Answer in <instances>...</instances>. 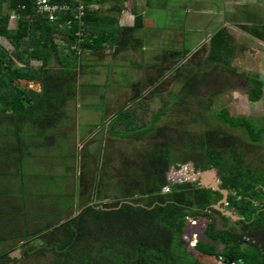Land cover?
Segmentation results:
<instances>
[{
	"label": "trees",
	"instance_id": "16d2710c",
	"mask_svg": "<svg viewBox=\"0 0 264 264\" xmlns=\"http://www.w3.org/2000/svg\"><path fill=\"white\" fill-rule=\"evenodd\" d=\"M53 1L71 4L55 20L39 10L37 0H0V36L14 47L10 50L0 42V175L20 177V191L28 190L23 162L33 154V144L44 147L48 141H58L57 130L69 117L68 105L79 95L80 77L86 68L84 58L105 55L109 48L114 53L126 51L143 41L137 35L145 26L143 14L137 13L135 24L125 26L115 12L105 9V3L111 0ZM112 1L125 7L127 0ZM81 3L86 9L78 19ZM14 16L17 25L12 28ZM260 23L244 28L249 35L264 40V24ZM210 45L206 60L197 64L198 70L187 71L186 65L192 64L188 62L173 68L156 63L150 68L158 71L160 78L144 75V80L132 85L137 90L131 99L134 103L119 109L109 126L116 136L149 140L150 147L139 150L141 162L127 159L126 166L125 159L120 170L122 179L117 184V188L124 187L120 194L111 196L105 192L110 167L102 168L101 159L96 168L86 164L84 176L78 175L77 166L70 165L69 172L83 179L76 182L81 195L79 213L71 212L75 201L67 200L55 207L52 200L48 210L38 212H32L33 205L25 204L27 211L22 208L20 212L13 199L15 211L9 213L22 222L24 230L0 237V242L19 240L0 250V264H31L30 258L48 254L52 256L49 261L35 260L32 264H216L214 257L219 264H264V162L253 165L246 160V147H256L263 140L264 120L247 115L229 118L225 116L226 109L219 113L213 98L208 103L211 115L198 112L194 120L206 125L213 112L214 119L222 125L196 132L181 114L192 109L188 97L198 95L194 89L202 84L200 75L209 78L218 68L236 72L230 63L236 55V45L226 27L214 33ZM207 66L211 70H203ZM170 70H174L181 89L170 92L173 102L164 101L165 105L148 120L146 114L153 98L144 94L151 86L155 89ZM247 79L249 98L256 102L263 96L264 81L258 74ZM29 82H39L41 89ZM159 94L154 90L155 97ZM171 111L179 113L177 126L183 132L177 130L182 143L179 148L175 147L174 137L166 134L172 126L158 124ZM231 129L242 131L246 138ZM26 136L34 142H26ZM189 161H194L198 169L216 167L220 171L221 188L229 191L226 205L236 209L238 221L215 207L224 198L221 191L176 176L183 163ZM88 168L98 170L94 178ZM126 176L130 177L128 184ZM5 191L9 190L0 188V192ZM18 194L16 198L23 200ZM86 194L94 196V200ZM5 211L0 210L2 218ZM215 213L233 224L216 227ZM202 218L208 220L205 236L191 247L186 239L194 233L189 232L190 220ZM32 219H36L34 227ZM18 250L21 255L13 256ZM207 256L211 259L207 260Z\"/></svg>",
	"mask_w": 264,
	"mask_h": 264
},
{
	"label": "rangeland",
	"instance_id": "374dc122",
	"mask_svg": "<svg viewBox=\"0 0 264 264\" xmlns=\"http://www.w3.org/2000/svg\"><path fill=\"white\" fill-rule=\"evenodd\" d=\"M170 1V5L173 4L174 6L176 2L173 0ZM222 2V0H214L211 2L206 0H194L189 8L191 9V13L182 6L179 8L177 6L173 12L171 11L173 14L176 13L179 19L186 16L204 18L200 24H195V26H201L198 30L184 34L186 38H181V32H176L177 36L174 37L172 36L174 33H170V31H173L172 28L177 25L166 23L167 21H171V18L174 16L173 14L171 17L169 16L170 7H168V9L161 8L159 11L157 8V12L154 11L152 15H149V18L153 20L156 17V19L159 20L157 24L167 27V32L164 33L165 35H163V37L157 36L154 42L148 40L145 42V45L143 41L139 48L138 46L132 48L135 49L136 52L129 48L126 51L114 53V49L109 48L105 55L91 54L84 58L86 68H83L82 76L80 77L79 95L76 100L71 101L68 105L69 117L57 130V133H59L58 141L55 143L48 141V146L44 147H38L33 144L35 147V149L31 148L33 154L27 156V159L25 158L26 160L23 162L26 174L24 180H26L28 190L24 189V191H20L23 181L20 177L0 175V184H4V186H1L2 189L9 190L0 192V196H2L3 193L0 199L4 198V203H0V210H6L3 214L5 218H2L0 215V237L6 235L13 236L15 233L24 230V228L20 226L22 222L18 223L20 220L13 218V214L9 213L15 211L14 208L16 206L12 203L13 199H15L13 202H17L16 205L19 206L20 212H23L24 208L27 211L25 204H27V206L33 205L34 209L32 212L42 211L45 208L48 210V206H52V200L55 202L54 207L57 204H62L65 200H67L68 203L75 201V207L71 212H78L81 205V195L80 189L76 188V182H82L83 179L78 180L75 174L69 172L68 167L70 165L77 166L78 175L84 176V166L91 163L92 167L96 168L97 165H100L98 160L101 159L102 168L104 165L110 167L108 173H106L108 186H106L105 192L111 196H118L120 194L119 191L124 189L121 185L118 189L117 184L118 181L122 179L120 170L124 167L125 159L126 166H128L127 159L141 162L142 154L139 150L141 148L147 149L150 147L149 140L136 139L135 136H116L112 134L109 126L112 119L118 114L119 109L127 104L130 106L134 103L131 99L137 90L132 85L144 80V75L160 78V73L150 68L156 63L173 68L188 62V64H192L186 65L187 71L191 68L196 69L198 67L197 64H199L200 61L206 60V57L209 55L211 39L208 38V33L210 31H217L219 27H226L229 34L233 36L237 51L236 55L231 58L230 63L236 68V72L222 71L218 68L213 71L211 76H208L209 78L205 79L200 75L199 80H203L202 84L199 88L194 89V91L198 92V95L188 97L190 98L188 101L192 109L181 114L186 116L185 121H187V123L191 125V129L196 132H201L205 128L222 125L220 121L214 119L215 115L213 112V116L206 125L194 120V116L198 112H202L208 116L211 115L209 113L212 110H210L211 108L208 103L210 102L209 98H213L212 100L214 101L215 107L219 109V113L223 114L226 109L227 112H225V116L229 118H236L237 115H247L264 120V93L260 100L256 102L252 101L248 94L250 83L247 79L253 74H258L264 81V40L254 38L249 35L244 28L246 25L250 26L251 24L254 25V23H260V17L262 18L261 22H263L260 24H264V6H242L237 9L235 13L234 11L227 10L226 18L232 20H230L229 23H223L226 14H217L215 9L221 6ZM261 2L263 3L264 1ZM210 7H212L211 9H214V11H209ZM105 9H107L108 12H115V14H119V11H123L121 14V24L126 26V21L128 20L126 19V14L131 12V10H126V6L125 8L120 5L119 7H114L113 1H107L105 3ZM222 10H224V8ZM204 13L205 15L201 16V14ZM246 14L253 16L252 22ZM127 23H129V21H127ZM16 25L17 17L14 16L11 27L15 28ZM179 25L181 26V24ZM137 35L143 38L144 34L138 32ZM146 38L145 36V40ZM174 38H176V40ZM0 42L8 49L13 50V45L6 37L0 36ZM182 44H186L185 50L188 49L192 51L188 53L187 50V56H183V53H181V56L170 57L169 55L171 53L177 52L174 47H182ZM142 45H144L145 48ZM205 45L207 46L205 47ZM243 47L244 50H242ZM138 49H140V51ZM185 50L182 49L183 52ZM197 51H199L198 54L193 58V55ZM19 64L21 65L20 62ZM210 68V66H207L203 70H211ZM177 80L174 70H170L157 82L158 86L155 89V86H151L146 90L144 95L153 98L149 101L150 105L146 114L148 120L153 118L154 114L165 105L164 101L168 100V103L173 102V97L170 96V92L174 90L179 91L181 89ZM29 83L32 87L38 90L41 89V84L39 82ZM154 90H158L160 93L156 97L153 95ZM190 91L192 92V88H190ZM178 115L179 113L171 111L169 114L163 115L162 119L158 122V124H160L159 126L167 123L172 126L170 127L171 130L169 128L166 129V134L174 137L176 148L182 146L178 137L179 133L182 132L178 130L177 126V121L179 120L177 119ZM223 127L227 128L224 123ZM233 131L246 138V135L243 134L242 131L235 129ZM30 140L31 138L28 136L25 137L26 142H34ZM158 140L161 139L158 138ZM246 149V160L248 162H252L253 165L264 162V135L259 145H256V147L247 146ZM75 153L76 157L74 159L73 155ZM190 162L191 161L185 164L183 163L181 169L183 170ZM94 168L87 169H90L88 174L93 175V178L94 174L96 176L98 173V170ZM6 170L10 171L11 169L6 168ZM102 176L103 174L100 175L99 180H102ZM86 177H88L87 174ZM129 179L130 177L126 176V184L129 183ZM183 180L194 183L198 182V180L191 181L186 176ZM166 190L168 191L169 189L166 188ZM18 192L19 194L17 196H21L23 200H21V198H16L15 194ZM68 194L72 195L67 196ZM86 195L94 200V196L90 194ZM61 201L63 202L61 203ZM39 202L41 205L38 207L34 205L40 204ZM42 202L44 203L42 204ZM226 204L227 202L221 201L216 205L224 211H231L237 218H233L230 215L227 216H230L234 221H238L240 216L236 209H229ZM37 208L39 209L37 210ZM7 217L9 219H7ZM214 221L215 226L218 228L229 227L233 224L230 220L222 219L217 213L214 214ZM190 222L189 232L193 230L194 233L192 235L188 234L186 239L190 243V246L193 247L197 244L199 239L205 236L203 232L207 226L208 220L202 218L194 221L190 220ZM31 226H36V219H32ZM17 242H19L18 239L0 242V250L10 247ZM20 255L21 250L13 253V256ZM205 258L207 260L211 259V257L208 256ZM50 259H52V256L49 254L43 256L38 255L30 258L28 262L32 264L35 260L49 261ZM212 261L219 264L216 257L212 258Z\"/></svg>",
	"mask_w": 264,
	"mask_h": 264
},
{
	"label": "crops",
	"instance_id": "0c3cea01",
	"mask_svg": "<svg viewBox=\"0 0 264 264\" xmlns=\"http://www.w3.org/2000/svg\"><path fill=\"white\" fill-rule=\"evenodd\" d=\"M173 1L176 2L174 6H173V4L170 5V2H171L170 0H127L125 2L124 6H126V10L129 9V10H131V12L126 14V19H128L127 21H129V23H127V21H126V26H131V25L135 24L137 13L143 14L144 15L145 26L140 32L143 33L147 38L145 40V36L143 35L142 40L144 41V45H145V42L148 41V40L154 42L155 38L157 36L163 37V35H165L164 33L167 32L166 31L167 27L163 26V25L161 26L160 24H157L159 22V20H157L156 17H155V19L151 20L149 18V15H152L153 12L157 10V8H158V11H159V9H161V8H167L168 9V7H170L169 16L171 17V15L173 14V13H171V11L173 12L176 9L177 6H178V8L182 6L185 10H188V12H190V10H191V9H189L190 8V4H192L194 0H177V1L173 0ZM206 1H210L211 2V1H214V0H206ZM222 1L223 2H222L221 6H219L217 8H215L214 5L213 6L216 9V13L217 14H220V15L226 14L225 17H224L223 23H227V22L229 23L230 20H232V19L226 18L227 10L234 11V13H235V11H237V9L241 8L242 6H251V7H253V6H264V2L263 3L261 2V1H264V0H222ZM119 5L121 7H123L121 4H117L116 5L115 2H114V6H119ZM123 8H125V7H123ZM211 8L212 7L209 8V11H214V9H211ZM223 8H224V10H222ZM240 11H241V9H240ZM122 12L123 11H120V13L117 14L118 17L120 18V20H121ZM173 15H174L173 18H171L172 20L169 21V22L168 21L166 22V23H171V24H177L176 27L172 28L173 31L169 30L171 34L174 33L172 35L173 37L177 36L176 32H181V38H186L184 36V34L187 33V32L190 33L191 31L198 30V28L201 27V26H198V25L195 26V24H200V22L202 20H204V18H202V17H196L195 18V16H189V17L186 16V17H183V18L179 19V16H177L176 13H174ZM202 15H205V13L201 14V16ZM246 16L249 17L251 22L253 21L252 20V17H253L252 15H247L246 14ZM258 20H259V18H258ZM260 21H262L261 17H260ZM179 24H181V26ZM230 25L234 26L232 24H230ZM219 29H220V27H219ZM215 32L210 31L208 33V38L211 39ZM174 39L176 40V38H174ZM144 45H142V46L144 47ZM185 45L186 44H182V47H178V48L174 47V49L177 52H182L183 54H185V53H187V50H188V49L185 50ZM182 49H184L185 51L183 52ZM131 50L136 52L135 49L131 48ZM138 50L140 51V49H138ZM191 51L188 50V53L191 52ZM177 52H175V53H177ZM26 159H27V157H26Z\"/></svg>",
	"mask_w": 264,
	"mask_h": 264
},
{
	"label": "water",
	"instance_id": "95a60500",
	"mask_svg": "<svg viewBox=\"0 0 264 264\" xmlns=\"http://www.w3.org/2000/svg\"><path fill=\"white\" fill-rule=\"evenodd\" d=\"M177 177L184 179L185 176L188 177L189 180L194 181L198 180L201 185L213 188L214 190H219L223 193L224 198L221 199L223 202H227V195L228 190L227 189H220L219 184L222 183V179L220 178V171L216 167H210L208 169H196L194 161H191L188 166H186L183 170H179ZM219 201V202H221ZM217 209L223 212V214L230 215L233 218H237L236 215L232 214L231 211L226 210L224 211L222 208L218 207V205L215 206Z\"/></svg>",
	"mask_w": 264,
	"mask_h": 264
},
{
	"label": "built area",
	"instance_id": "2783aa9c",
	"mask_svg": "<svg viewBox=\"0 0 264 264\" xmlns=\"http://www.w3.org/2000/svg\"><path fill=\"white\" fill-rule=\"evenodd\" d=\"M37 5L41 12L48 13L50 18L54 20L59 18V13L62 10H67L71 7V4L68 2L61 3L55 2L53 0H37ZM85 9V5L81 3L78 9L79 13L76 16L78 19H82L83 15L85 14Z\"/></svg>",
	"mask_w": 264,
	"mask_h": 264
},
{
	"label": "flooded vegetation",
	"instance_id": "af4514ba",
	"mask_svg": "<svg viewBox=\"0 0 264 264\" xmlns=\"http://www.w3.org/2000/svg\"><path fill=\"white\" fill-rule=\"evenodd\" d=\"M196 169L198 170V168H196ZM183 181H185V180H183ZM197 183H199V184H200V182H199V181H198ZM221 184H222V183H221ZM221 184H219V188H220V189H222V188H221ZM202 186H203V185H202ZM228 192H229V191H228Z\"/></svg>",
	"mask_w": 264,
	"mask_h": 264
},
{
	"label": "clouds",
	"instance_id": "9594fccd",
	"mask_svg": "<svg viewBox=\"0 0 264 264\" xmlns=\"http://www.w3.org/2000/svg\"><path fill=\"white\" fill-rule=\"evenodd\" d=\"M228 193H229V192H228ZM191 220H193V221H194V220H196V219H191Z\"/></svg>",
	"mask_w": 264,
	"mask_h": 264
}]
</instances>
